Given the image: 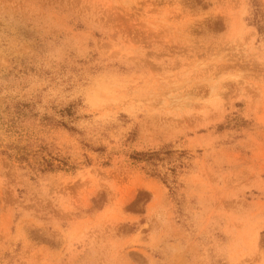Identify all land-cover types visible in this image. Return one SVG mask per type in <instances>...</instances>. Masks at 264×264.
<instances>
[{
  "label": "rangeland",
  "instance_id": "obj_1",
  "mask_svg": "<svg viewBox=\"0 0 264 264\" xmlns=\"http://www.w3.org/2000/svg\"><path fill=\"white\" fill-rule=\"evenodd\" d=\"M0 264H264V0H0Z\"/></svg>",
  "mask_w": 264,
  "mask_h": 264
},
{
  "label": "trees",
  "instance_id": "obj_2",
  "mask_svg": "<svg viewBox=\"0 0 264 264\" xmlns=\"http://www.w3.org/2000/svg\"><path fill=\"white\" fill-rule=\"evenodd\" d=\"M151 156H153V155H151ZM49 167H52L51 165H49Z\"/></svg>",
  "mask_w": 264,
  "mask_h": 264
}]
</instances>
